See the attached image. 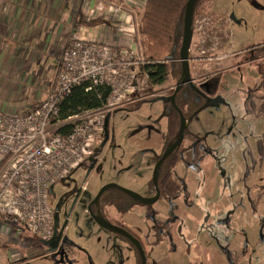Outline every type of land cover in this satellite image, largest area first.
<instances>
[{
	"label": "rangeland",
	"instance_id": "rangeland-1",
	"mask_svg": "<svg viewBox=\"0 0 264 264\" xmlns=\"http://www.w3.org/2000/svg\"><path fill=\"white\" fill-rule=\"evenodd\" d=\"M126 1L143 3L139 15L136 16L138 22L135 33L142 53L151 54L152 40L141 34L148 2L147 0ZM218 2L221 3L218 7L219 12L226 14L229 19L227 31L231 36V44L227 41L224 31L215 32L213 38H208L206 41L199 37L194 39L192 53L196 57L197 55L203 57L198 63H192L194 75L200 73L206 75L217 70H224L240 61V56H234L236 50L259 41L264 42V0H218ZM204 5L202 4V7ZM217 42L218 44L214 46ZM155 44L162 43L155 42ZM213 46L214 49H212ZM202 50L206 52V55L201 53ZM242 60L244 61V58ZM260 66L262 63L243 65L232 74H221L220 76L223 77L220 83L224 88L221 87L220 91L227 97L229 105H224L219 110L206 106L196 119H190V125L187 126L188 140L195 142L204 138L214 146H218L217 150L212 151L217 158L214 166L204 165L201 169L189 167L194 171L196 180L200 181L196 183L193 191L184 187L181 192L161 198L154 206L134 207L121 219L125 225L143 238L147 249L151 247L161 249V255L166 257L169 264H178V259L174 258L175 251L172 250L174 247L171 245L173 241L170 234L162 232L159 237L152 231L157 229L155 226L158 221L157 216H160L162 212L159 209L167 207L171 212L174 204L169 198L174 196L181 202L187 201L195 191H200L203 187L202 177L209 172L213 176L221 174L222 177L229 178V183L233 184L234 196L225 194V200H220L221 196L214 197L217 200L215 205L219 210L211 208L207 210L204 203H197L199 198H203L214 205L212 196L206 195L198 196L191 205V209L186 206V211L177 209L176 212L184 219L180 218L182 221L179 228L171 222L169 228L172 236L176 241L178 233L187 234L190 230L193 237L198 235L207 237L211 241H214V237L224 239L222 246L213 244L209 248V256L206 253L203 259L196 261L195 264H264V93L261 89L258 90L263 80L261 75L264 76V67ZM258 67L261 68V75ZM53 81L55 77L52 78ZM173 82L171 79L164 86ZM146 83L147 80L139 81L141 88L145 90L138 91V96L147 93L149 86ZM256 84V89L251 93L252 98L246 101L250 91L248 87L253 88ZM34 87L37 85L35 84ZM161 89L162 87L153 92L159 93L163 91ZM133 96L137 97L135 94ZM163 107L164 103L156 102L145 103L138 108L134 105L131 108L113 111L109 122L111 141L107 145V154L99 158L89 175H87V169L80 167L73 171L71 176H66L57 182L54 191L49 194L48 202L55 215L57 212H63L64 207L72 200L74 192L80 193L78 204L72 212L66 231V251L71 264H128L126 243L118 239V234L94 222L89 214L88 205L101 187L107 183H117L142 196H147L146 191L153 177L152 153L154 150L151 148L150 151L146 148L147 146L158 147L156 143L164 130L162 127L160 129L159 125L153 122L154 118L148 115L157 116ZM142 126L147 128L143 133L139 130ZM152 127L155 128L153 130L155 132H152ZM149 131L153 133L151 136L153 141L145 143L143 139L151 135ZM95 150L98 152L100 147L97 146ZM125 168L128 169L124 171ZM182 169L183 167L178 165L174 173ZM112 212L113 217H119L116 212L113 210ZM215 212L223 214L224 219L229 216V220L226 219L229 225L221 226L215 219ZM209 213L211 217L209 221H206ZM200 216H202L201 219ZM183 223L184 228H182ZM27 234L31 235L29 231ZM227 238L233 245L231 250L224 252L222 249L226 248ZM183 241L185 244L188 243L187 240ZM39 244L35 243L29 248L28 244L20 245L14 260L8 262L3 257L2 264H58L53 255L42 252L43 247L39 249ZM180 246L183 244L181 243ZM191 246L195 249L192 242ZM191 246L186 244L185 250ZM161 255L158 258L156 253L155 262L167 264L165 259L161 260ZM186 256L190 259L194 255ZM133 259L134 256L129 264H132ZM188 259L183 263L188 262ZM149 264L152 262L150 261Z\"/></svg>",
	"mask_w": 264,
	"mask_h": 264
},
{
	"label": "flooded vegetation",
	"instance_id": "flooded-vegetation-1",
	"mask_svg": "<svg viewBox=\"0 0 264 264\" xmlns=\"http://www.w3.org/2000/svg\"><path fill=\"white\" fill-rule=\"evenodd\" d=\"M195 2L196 3L194 4L191 26V42L188 49L190 76L188 78H186L185 76V62L182 58V47L185 34L184 17V22L178 24V28L180 32H182L181 43L179 44V41H175L173 43L171 53L163 61H159L167 67L164 75V80L159 84H152L151 81L147 79L146 84L149 86V89L146 91V94L138 96L137 91L134 93L137 97H132L131 95L127 99L126 103L112 110V112L120 111L123 109H127L128 107H134V105L135 108H138V106H144L145 103H164V107L159 113H157V116L153 117L152 115H148L150 118H154L153 122L155 124L157 123L160 129L161 127L164 128L162 132L164 136L161 135L156 143L158 147L154 148L152 146H147L146 148L150 151L151 148L154 150V152L152 153V159L154 162V165L152 166L153 177L150 181V186L146 191L147 196H141L144 198H150L153 200V202L149 203L137 200L126 193L124 190H122L120 188L122 187L121 185L117 183H107L101 187L97 195L88 205L89 214L94 222H96L99 226L108 229L115 234H118V239L126 243L128 253L126 259L128 264L132 256H134L132 264H149L150 261L152 262V264H154L155 255L157 253L159 258V256L161 255V249H155L153 247H151V249H147L143 238L121 221L124 215L129 213L136 206H154L161 198H164L168 194L171 195L177 192H181L184 187L187 190L193 191L196 183L200 181L196 180L194 171L189 167L192 166L195 169H201L202 167H204V165L214 166L217 163V158L214 156V152L212 151L217 150L218 146H214L204 138H200V140H196L195 142H193L194 140L191 139L188 140L187 126L190 125V119H196L206 106H210L213 109L219 110L220 107L229 105L227 97L220 91V89L224 88V86L220 83L223 76L220 75L232 74L234 71H238V69L242 68L243 65H256L258 63H262V66L260 67H264V42L259 41L258 43H254L245 48L236 50L234 56H240V61L232 64L230 67H227L224 70H217L206 75L201 73L198 75H194V68L192 63H198L203 58L201 56L199 57V55H197L196 57L195 54L193 55L192 53V43L194 39H198L199 37L203 41H206V39L208 38H213L212 36H214L215 32L224 31L227 37V41H229V43L231 44V36L227 31V25L229 23L228 16L226 14H223L222 12H219L220 10L218 9V7L221 6V3H219L218 0H197ZM202 4H205L204 7H202ZM217 44L218 42L215 43L214 46H216ZM214 46L212 47V49H214ZM201 53L205 54L206 52L202 50ZM230 56L232 57V55ZM243 58L244 61L242 60ZM260 67H258V70L261 75ZM171 79L174 82L170 85L164 86ZM261 79L263 80L260 83V87L258 88V90L261 89V91L264 93V76L262 77L261 75ZM156 87L157 89L162 87L161 90L163 91L154 93L153 91L157 90ZM256 87L257 84L253 88L248 87L250 91L248 92V98L246 99V101L252 98L251 93L256 89ZM144 90L145 88L142 91ZM112 112H110V115ZM182 119L185 120V130L183 139L180 140ZM109 125L108 133H106L104 126L100 140L96 142L93 153L90 156L89 160L87 162H84L80 166L87 169V175H89L94 169V167L98 163L99 158L103 157L108 152L107 145L111 141V131ZM146 129L147 128L144 126L139 128L142 133ZM154 129L155 128L152 127V132H155L153 131ZM150 134L151 135H148L143 139L145 143L153 141L151 139L153 133ZM97 146L98 148L100 147V150L98 152L95 150ZM178 165L182 166L183 169L178 173H174ZM127 169L128 168H125L124 171ZM177 174L178 176H176ZM202 183L203 187L200 189V191H195L193 195L187 199L188 204L187 201L181 202L178 197L175 196L169 198L174 204L173 210L170 212L167 207H162L161 209H159L162 212L160 216H157L158 221L155 224L157 229H155V231L154 229L152 230L154 232V235L156 236H159V234L162 232L170 234L171 241H173L171 245L174 247L172 250L175 251L174 258L178 259V264H195L196 261L199 262L200 259H203L206 253L209 256V248H211L213 244L222 246L224 243V239H222L221 237H214L213 240L215 242L209 240L207 237H200L198 235L196 237H193L190 230L187 234L185 232H182V234L178 233L175 241V238L172 236V232L169 228L171 222L176 224V227L178 228L181 226L180 222L182 220H180V218L184 219V217L176 212L177 209H183L184 211H186L187 208L191 209V205L198 199V196H212L214 205L203 198H199L197 201V203H204L207 210L209 208L219 210L218 206L215 205L217 200L214 197L221 196L220 200H225V194H230V197L234 196L233 184L229 183V178H224V176L222 177L221 174L220 176L217 174L213 176L212 173L209 172L208 175L206 174L202 177ZM109 184L119 185V187H109L102 194H100V197L97 199L101 190ZM112 191L114 194L112 193ZM76 192H74L72 200L64 207L63 212L59 213L58 232L61 231L62 236L56 250L50 251V247L44 245L43 243L39 244L38 246L39 249L43 247L42 252L44 251L46 255H53L57 259L56 261L58 264H67L66 262H69L71 264L66 251V231L69 226L72 212L78 204L80 193ZM199 193L203 195H200ZM111 209L116 212L117 216L119 217H113V212ZM212 214L214 215V213ZM215 215V219L218 220L217 222H220L221 226H223L224 224H226L227 226L229 225V223L226 221V219L229 220V216H226V219H224L222 218L223 214H218L215 212ZM95 216L98 217L101 221L111 223L114 226H118L124 229L126 232H128L138 240L141 249L127 235L101 225L95 219ZM201 217L202 216H200V219ZM210 217L211 213L208 214L205 220L209 221ZM182 228H184V223L182 224ZM56 233V228L54 227V235H56ZM227 239L228 240L226 242V248H221L224 252L231 250V246L233 245V243L229 242V238ZM183 240H187L188 243L186 244L190 246L192 242L195 249H193V247L191 246L188 250H185L186 244ZM181 243L183 244V246H180ZM180 251L181 254H179ZM191 254L194 256L188 259L186 255L191 256ZM163 259H165V263L169 264V261L166 259V257L164 255H161V260ZM187 259L188 262L183 263V261H186ZM155 264L159 263L156 261Z\"/></svg>",
	"mask_w": 264,
	"mask_h": 264
},
{
	"label": "built area",
	"instance_id": "built-area-1",
	"mask_svg": "<svg viewBox=\"0 0 264 264\" xmlns=\"http://www.w3.org/2000/svg\"><path fill=\"white\" fill-rule=\"evenodd\" d=\"M139 47L75 39L45 99L28 109L0 108V237L6 243L0 247V264L3 257L13 261L20 245L29 248L53 237L55 215L48 196L89 160L107 114L142 90L139 81L148 77L140 75L145 56ZM83 84L87 91L109 89L105 102L62 118L64 98Z\"/></svg>",
	"mask_w": 264,
	"mask_h": 264
},
{
	"label": "crops",
	"instance_id": "crops-1",
	"mask_svg": "<svg viewBox=\"0 0 264 264\" xmlns=\"http://www.w3.org/2000/svg\"><path fill=\"white\" fill-rule=\"evenodd\" d=\"M142 4L0 0V108L23 110L45 99L55 86L52 78L56 80L59 62L75 39L138 45L136 16ZM5 245L0 237V247Z\"/></svg>",
	"mask_w": 264,
	"mask_h": 264
},
{
	"label": "trees",
	"instance_id": "trees-1",
	"mask_svg": "<svg viewBox=\"0 0 264 264\" xmlns=\"http://www.w3.org/2000/svg\"><path fill=\"white\" fill-rule=\"evenodd\" d=\"M147 2L141 34L151 39L152 44L151 54L144 55L145 63L140 67V75L147 76L152 84H159L164 80L167 70L166 65L159 61H163L171 53L175 41H179V44L182 41V32L178 24L184 22L188 0H147ZM155 42L162 44L156 45ZM87 86L88 84L76 86L71 94L64 98L61 104L62 118L83 109L98 108L103 105L109 89L99 87L87 91Z\"/></svg>",
	"mask_w": 264,
	"mask_h": 264
},
{
	"label": "water",
	"instance_id": "water-1",
	"mask_svg": "<svg viewBox=\"0 0 264 264\" xmlns=\"http://www.w3.org/2000/svg\"><path fill=\"white\" fill-rule=\"evenodd\" d=\"M196 0H188L187 4H186V12H185V34H184V41H183V47H182V58L184 59L185 62V76L186 78H188L190 76V71H189V62H188V49L190 46V42H191V26H192V19H193V10H194V4H195ZM110 113L107 114L106 118H105V131L106 133H108V125L110 122ZM184 130H185V120L182 119V128H181V137L180 140L183 139L184 136ZM179 143V142H178ZM168 155V154H167ZM112 186H118L119 185H113V184H109L107 186H105L101 192L99 193L97 199L100 197V194H102L106 189H108L109 187ZM53 188V187H52ZM122 190H124L126 193H128L129 195H131L133 198L143 201V202H153L152 199L150 198H144L141 195H139L138 193L131 191L129 189H125L120 187ZM54 191V188L52 189V192ZM96 199V200H97ZM95 219L103 226L108 227L112 230H115L119 233H123L125 235H127L128 237H130L132 239V241H134L136 243V245L140 248V244L138 242L137 239H135L132 235H130L128 232H126L124 229L118 227V226H114L111 223L105 222V221H101L98 217L95 216ZM54 227L56 228V235H53V237L48 240V241H43V244L46 246L50 247V251L56 250L57 245L59 244V241L61 239L62 236V232H58V225H59V213H55L54 216ZM141 249V248H140Z\"/></svg>",
	"mask_w": 264,
	"mask_h": 264
}]
</instances>
